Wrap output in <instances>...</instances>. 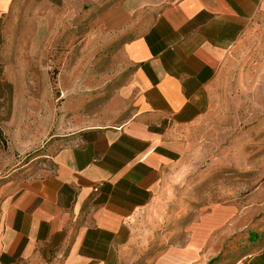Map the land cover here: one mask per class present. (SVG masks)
<instances>
[{"label": "crops", "instance_id": "0c3cea01", "mask_svg": "<svg viewBox=\"0 0 264 264\" xmlns=\"http://www.w3.org/2000/svg\"><path fill=\"white\" fill-rule=\"evenodd\" d=\"M262 14L264 0H0V264H132L145 219L157 232L140 264H264L258 210L191 211L172 179L223 60ZM72 42L107 50L124 110L86 116L66 91L69 75L87 88L84 67L63 66L54 117L48 59ZM70 120L84 124L66 132ZM38 146L51 156L35 172Z\"/></svg>", "mask_w": 264, "mask_h": 264}, {"label": "rangeland", "instance_id": "374dc122", "mask_svg": "<svg viewBox=\"0 0 264 264\" xmlns=\"http://www.w3.org/2000/svg\"><path fill=\"white\" fill-rule=\"evenodd\" d=\"M92 48L91 45L85 48L84 56L76 42H72L62 56L60 50L52 49L48 59L49 93L53 98L52 112L55 118L61 116V101L58 98L61 94L59 81L63 66H68L69 71L78 66L84 67L87 88L76 91V82L81 77L79 75L78 80V75H74V79L69 75L66 91L69 99H76L78 93L83 94L84 104L79 109L86 116L103 112L111 116L117 110H124L125 107L116 105L115 84L110 81L113 76L112 63L105 56L107 50L94 52ZM66 53L67 59L64 57ZM76 111L77 106L70 104L69 118ZM82 124L70 120L65 123V131H76ZM185 134L187 146L181 155L179 167L172 174L173 182L177 183L174 186L177 192L174 191V194L182 193L181 201L186 202L191 211L216 205L258 210L260 214L254 215L255 220L261 219L260 228L264 229V14L228 52L212 83L210 109ZM50 156L45 148L38 146L27 160L34 161L35 172H38ZM185 220L181 219V222ZM165 224L169 226L168 221ZM166 227L161 225L162 230ZM148 229L150 233L153 231L155 239V222L152 225L149 220L147 224L145 219L143 226L136 227L132 264H140L142 245H146L147 238H151L146 232ZM165 243L171 244V241ZM236 244L237 250L231 256L233 261L238 260L243 253L242 241ZM155 245V240H149L150 249Z\"/></svg>", "mask_w": 264, "mask_h": 264}]
</instances>
